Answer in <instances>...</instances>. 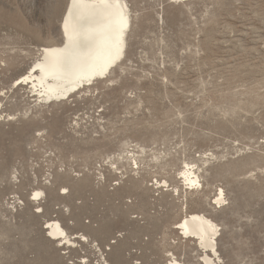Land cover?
Returning <instances> with one entry per match:
<instances>
[{"label":"rangeland","instance_id":"obj_1","mask_svg":"<svg viewBox=\"0 0 264 264\" xmlns=\"http://www.w3.org/2000/svg\"><path fill=\"white\" fill-rule=\"evenodd\" d=\"M65 2L0 0V203H24L0 207L18 224L0 225V264H64L50 221L87 237L85 264H203L175 229L192 213L219 227L217 264H264V0H126L123 63L44 104L13 81L60 42Z\"/></svg>","mask_w":264,"mask_h":264},{"label":"bare ground","instance_id":"obj_2","mask_svg":"<svg viewBox=\"0 0 264 264\" xmlns=\"http://www.w3.org/2000/svg\"><path fill=\"white\" fill-rule=\"evenodd\" d=\"M131 19L126 0H66L59 23L60 42L40 47L39 57L13 83L16 88L29 87V93L36 100L51 104L68 100L97 81L108 80L126 57ZM2 119L0 113V121ZM182 177L189 186L200 183L198 171L188 166ZM63 190L64 195L67 191ZM42 194L40 190L34 191V200H40ZM224 201L220 193L216 203ZM188 215L176 224L175 229L181 232L179 236L193 242L196 250L201 252L203 264H217L216 260H220L218 225L204 214ZM48 230L50 241L57 244L63 241L70 250L77 248L79 242L88 243L84 234H70L56 221H50ZM86 262V259H80L81 264ZM102 264L108 263L103 259ZM164 264L183 263L172 257Z\"/></svg>","mask_w":264,"mask_h":264},{"label":"built area","instance_id":"obj_3","mask_svg":"<svg viewBox=\"0 0 264 264\" xmlns=\"http://www.w3.org/2000/svg\"><path fill=\"white\" fill-rule=\"evenodd\" d=\"M34 199L35 198H34L33 193H32L29 197V200L37 205L38 204L37 202H39V200H34ZM23 206H24L23 201L20 199V197L16 193H13L10 196L6 197V199L0 203V207H4V208H7V209L12 211V213H13L12 216L17 214L18 211L21 210ZM36 212L41 213V210L36 211ZM8 216H11V215H8ZM7 222H8V220H4V218H3V223L0 225L1 226H8V228H10V227L15 228L16 225H18V224H6ZM49 225H50V223L44 224L43 230H44L45 237L50 240L51 238H50L49 230H48ZM12 240L18 241L19 240V234L14 235L11 238V241ZM58 245H60L59 246L60 248H63L60 255H61V258L63 259L64 264L65 263H67V264H74V263L81 264L80 259H82L83 257H80L79 259H73L72 255H71L72 250H70V248L63 241H62V243H58ZM78 247H79V244H78Z\"/></svg>","mask_w":264,"mask_h":264}]
</instances>
